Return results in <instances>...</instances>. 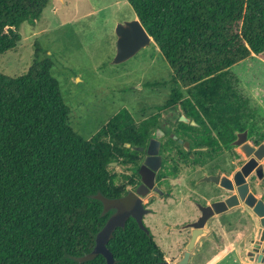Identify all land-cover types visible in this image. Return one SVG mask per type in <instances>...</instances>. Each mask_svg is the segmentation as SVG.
Listing matches in <instances>:
<instances>
[{
  "label": "trees",
  "instance_id": "1",
  "mask_svg": "<svg viewBox=\"0 0 264 264\" xmlns=\"http://www.w3.org/2000/svg\"><path fill=\"white\" fill-rule=\"evenodd\" d=\"M52 0H0V55L14 50L22 25H36ZM169 63L170 101L199 84L196 99H238L230 69L264 53V0H128ZM207 80V81H205ZM208 86V87H205ZM126 112L86 139L72 125L49 61L0 75V264H109L98 237L126 193L111 163L134 133ZM138 134V135H136ZM108 139V140H107ZM111 264H162L151 230L129 219L106 243Z\"/></svg>",
  "mask_w": 264,
  "mask_h": 264
},
{
  "label": "rangeland",
  "instance_id": "2",
  "mask_svg": "<svg viewBox=\"0 0 264 264\" xmlns=\"http://www.w3.org/2000/svg\"><path fill=\"white\" fill-rule=\"evenodd\" d=\"M135 19L128 0H52L40 22L22 25L17 47L0 55V75L17 77L35 60L49 61L52 75L59 80L62 95L71 107L72 125L86 139L97 136L121 112L136 121L155 115L157 106L170 99L172 75L158 46L152 43L131 60L112 64L117 25ZM228 72L240 99H254V93L257 99H264V53L252 55ZM118 163L111 172L118 177L116 183L126 187L123 158ZM150 207L153 210L145 215L144 222L168 262L175 264L191 239L189 230L178 231V225L187 220L168 219L172 213L160 198ZM114 210L112 201H107L106 211L112 212L110 219ZM256 238L228 233L215 220L206 227L190 264H212L222 253H229L236 260L225 257L221 264H250V240Z\"/></svg>",
  "mask_w": 264,
  "mask_h": 264
},
{
  "label": "flooded vegetation",
  "instance_id": "3",
  "mask_svg": "<svg viewBox=\"0 0 264 264\" xmlns=\"http://www.w3.org/2000/svg\"><path fill=\"white\" fill-rule=\"evenodd\" d=\"M199 87L182 85L181 98L158 105L155 115L140 121L129 117L130 128L140 136L125 144L130 149L126 193L112 201L113 216L118 212L116 202L127 198L130 209L121 226L129 219L145 224V215L153 210L150 206L160 198L172 213L168 219L187 220L178 225V231L189 230L192 238L194 229L189 225L211 213L204 232L216 220L228 233L256 236L250 240L248 258L250 264H258L257 256L264 255V99H257L253 90L254 99H240L235 92L238 99L224 100V84L222 99H196ZM154 139L161 162L154 175L145 170L144 180L140 171L147 165ZM218 202H224V211L205 209ZM192 256L193 252L190 261ZM164 262H168L166 255Z\"/></svg>",
  "mask_w": 264,
  "mask_h": 264
},
{
  "label": "water",
  "instance_id": "4",
  "mask_svg": "<svg viewBox=\"0 0 264 264\" xmlns=\"http://www.w3.org/2000/svg\"><path fill=\"white\" fill-rule=\"evenodd\" d=\"M115 34L117 36V42H116V55L112 63L113 65H120L131 60L143 49L150 47L151 44L154 43L153 38L148 34V32L146 31V29L144 28V26L142 25L139 19L119 23L115 29ZM158 149H159V143L157 140L154 139L151 142L149 148L150 158H148L146 162L147 165H145L140 171L144 180H145V170H149L150 172H152V175H154V171H156L159 167L161 159L157 157ZM152 162L155 163L157 162L158 165L154 166L152 165ZM140 194L142 193L140 192ZM128 203L129 201L127 198L116 202L118 206L117 214L108 221L106 227L103 229V231L100 233L98 237V246L96 251L107 257L109 264H111L112 262V257L109 251L106 249V243L112 236V233L115 231L117 226L122 225L124 216L126 217V215L128 214L125 212L130 209L127 206ZM211 208L216 210L217 212H220V211H224V208H226V206L224 202H218V203H214L212 206L205 207V209L207 210H210ZM210 216L211 213H208L206 215L204 214V217H202L195 223L189 225V227H192L194 229V232L190 242L188 243L187 250L184 253V257L176 264H189L193 250L197 246L200 238L203 237L205 234L204 227ZM139 223L141 226H143L142 220ZM262 223L264 224V219H262ZM257 262L258 264H264V255L262 254L258 255ZM162 264H169V263L163 262Z\"/></svg>",
  "mask_w": 264,
  "mask_h": 264
},
{
  "label": "crops",
  "instance_id": "5",
  "mask_svg": "<svg viewBox=\"0 0 264 264\" xmlns=\"http://www.w3.org/2000/svg\"><path fill=\"white\" fill-rule=\"evenodd\" d=\"M228 256L230 257L231 255H229V253H226L224 256V253L221 254V257L218 258L217 260H215V262H212V264H221L225 259V257L228 258Z\"/></svg>",
  "mask_w": 264,
  "mask_h": 264
}]
</instances>
